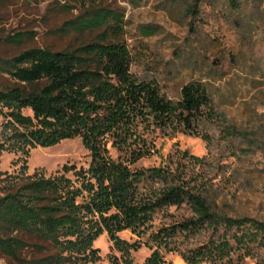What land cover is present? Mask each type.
<instances>
[{"label": "trees", "instance_id": "1", "mask_svg": "<svg viewBox=\"0 0 264 264\" xmlns=\"http://www.w3.org/2000/svg\"><path fill=\"white\" fill-rule=\"evenodd\" d=\"M73 1L81 13L60 31H98L96 41L0 57V154L25 157L18 170L0 172V255L20 264L95 263L93 244L105 233L124 253V264H133L131 252L143 245L153 251L143 264H165L162 249L199 264L230 256L232 241L245 253L252 245L264 247V221L219 214L205 191L169 168L137 167L158 150L156 138L142 132L143 122L159 125L171 137L176 129L194 134L214 114L205 85L188 83L178 101L168 99L156 82L131 74V54L121 39L123 16L105 0ZM23 38L6 42L20 44ZM74 139L90 152L88 168L65 165L51 174L28 173L31 150ZM183 207L190 217L155 228L157 215L171 221V209ZM125 231L137 240H122ZM203 232L211 235L200 247L171 248L175 240ZM31 251L35 256L29 261Z\"/></svg>", "mask_w": 264, "mask_h": 264}, {"label": "rangeland", "instance_id": "2", "mask_svg": "<svg viewBox=\"0 0 264 264\" xmlns=\"http://www.w3.org/2000/svg\"><path fill=\"white\" fill-rule=\"evenodd\" d=\"M105 6L123 16L121 39L131 54L132 75L156 82L173 101L181 98L184 85L201 82L215 111L194 134L176 129L170 137L159 125L143 122L142 132L156 138L158 150L137 167L169 168L190 187L205 191L219 214L264 221V0H105ZM80 13L73 0H0V57L33 47L59 51L96 41L98 31H60ZM20 34V44L6 42ZM110 153L119 157L114 148ZM24 159L21 154H0V172L13 173ZM90 162L81 139L33 149L27 157L30 175L39 170L51 174L65 165L88 168ZM170 213L171 221L157 215L155 228L191 216L187 207ZM210 235L180 238L171 248L189 251ZM119 237L131 244L137 240L129 231ZM232 244L224 260L199 264H264V247L252 245L245 253ZM93 248L99 260L89 264H124V253L106 233ZM152 253L143 245L130 259L143 264ZM162 253L165 264H188L179 251ZM34 256L31 251L28 260ZM0 264L20 263L0 255Z\"/></svg>", "mask_w": 264, "mask_h": 264}]
</instances>
